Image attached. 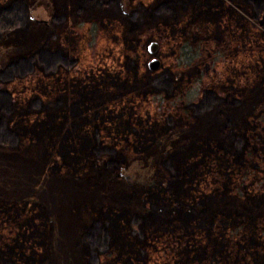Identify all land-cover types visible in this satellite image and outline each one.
<instances>
[{
  "label": "trees",
  "instance_id": "trees-1",
  "mask_svg": "<svg viewBox=\"0 0 264 264\" xmlns=\"http://www.w3.org/2000/svg\"><path fill=\"white\" fill-rule=\"evenodd\" d=\"M141 2L144 15L118 0H68L102 44L65 29L51 41L42 22L45 36L0 65V148H30L43 174L88 193L120 177L127 152L188 128L153 172L142 169L134 201L81 202V264H264V0ZM65 16L61 5L53 18ZM30 19L25 0H0V34ZM22 188L0 187V264H54L50 202Z\"/></svg>",
  "mask_w": 264,
  "mask_h": 264
},
{
  "label": "rangeland",
  "instance_id": "rangeland-1",
  "mask_svg": "<svg viewBox=\"0 0 264 264\" xmlns=\"http://www.w3.org/2000/svg\"><path fill=\"white\" fill-rule=\"evenodd\" d=\"M118 1L126 12L135 9L138 15H144L141 0ZM25 2L29 14L45 19L47 31L53 32L54 37L51 38V41H55L65 29L66 37L76 43L80 44L82 39H89L95 43L96 47L102 44V39L96 40L94 29L82 25L79 19L70 12L68 0H25ZM61 5H64L66 9V21L59 23L53 17L59 12ZM109 12H111V6L105 7L102 13ZM45 34L46 29L43 28L42 22L32 18L25 30L14 28L0 34V65L36 45ZM182 74L183 69L171 72L172 77L177 80L182 77ZM186 129L176 128L168 131L157 138L153 146L144 152H127L124 164L119 168L120 177L106 174L96 180V184L92 185L91 189L89 188L88 193L82 190L77 193L76 188L65 186L63 180L43 174L42 165L38 164V161L33 157L30 148L21 147L19 151L0 148V187H23L25 193L27 191L37 193L38 190L43 199L50 202L51 205L49 207L50 220L47 225L46 251L53 258L54 264H81V258L77 256L73 247L74 234L83 218L81 202L90 201L99 196L107 203L122 204L124 202L123 195L126 193L130 197L129 202L134 201L133 191L138 190V182L143 179L142 169L149 168L153 172L157 168L158 158L162 153L188 138V128ZM105 157L104 153L95 158L99 166L102 165ZM45 177L50 179L53 184L45 181ZM91 177H93V173H91ZM63 179L67 180L68 178ZM81 180L75 181L72 178L69 183H74L73 186H75V182L78 185H83ZM85 182H88V176H86ZM65 188L64 194L62 191H58V189Z\"/></svg>",
  "mask_w": 264,
  "mask_h": 264
},
{
  "label": "water",
  "instance_id": "water-1",
  "mask_svg": "<svg viewBox=\"0 0 264 264\" xmlns=\"http://www.w3.org/2000/svg\"><path fill=\"white\" fill-rule=\"evenodd\" d=\"M28 15L30 17H33L31 14L28 13ZM34 20L36 21H42V22H46L45 19L43 18H38V17H33ZM264 20V13H262L259 17H258V23H262ZM145 48L147 50L148 53H154L156 51V49L158 48V41L154 38H149L147 39V41L145 42ZM159 64V59L156 55H150L147 60H146V65L150 68H156Z\"/></svg>",
  "mask_w": 264,
  "mask_h": 264
},
{
  "label": "flooded vegetation",
  "instance_id": "flooded-vegetation-1",
  "mask_svg": "<svg viewBox=\"0 0 264 264\" xmlns=\"http://www.w3.org/2000/svg\"><path fill=\"white\" fill-rule=\"evenodd\" d=\"M31 18L34 19L33 17H31ZM35 21H36V20H35ZM40 22H42V21H40ZM153 54H154V53H151V54H149V56H150V55H153Z\"/></svg>",
  "mask_w": 264,
  "mask_h": 264
}]
</instances>
